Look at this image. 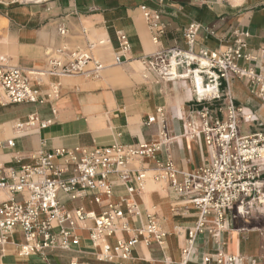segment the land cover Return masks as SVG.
Returning a JSON list of instances; mask_svg holds the SVG:
<instances>
[{
	"label": "crops",
	"instance_id": "0c3cea01",
	"mask_svg": "<svg viewBox=\"0 0 264 264\" xmlns=\"http://www.w3.org/2000/svg\"><path fill=\"white\" fill-rule=\"evenodd\" d=\"M0 0V56L10 65L27 68H43L48 49L66 43L85 46L88 42L104 41L93 55L103 62L104 69L97 77L69 75L50 76L48 83L58 84V96L42 105L8 103L0 106V164L18 167L28 162V155L39 149L47 151L57 147H93L112 143L135 145L158 141V125L144 122L164 109L173 131V138L162 145L153 158L132 161L131 169L147 168L143 190L132 195L138 213L126 215L129 231L117 230L107 240H128L152 213L158 226L166 232L161 244L136 243L126 258L111 260L100 258L101 246L89 239L88 227L92 221L76 227L77 243L69 248H49L43 254H19L18 246L25 242L17 228L0 243V264H215L220 254L223 264H263L261 246L264 229V205L254 204L249 216H230L226 227L215 237L207 232L195 236L188 259L183 263L181 250L186 241L187 229L198 217L197 209L184 203L172 193L164 181H155L149 172H155L169 157L179 172L193 171L208 162V148L202 137L190 138L183 131L187 116L195 125L197 110L202 106L194 98L190 83L184 80L159 81L153 76L144 78L139 57L152 54L171 45H184L183 30L191 22L199 24L194 49L204 46L222 52L232 45L237 32L246 31L243 53L248 59L239 60L242 66L264 72V0H54L39 5H9ZM146 5L161 13L165 31L157 42L144 20L140 5ZM64 24L66 36L58 34L56 27ZM127 35L129 49L124 53L125 62L113 63L119 51L118 33ZM95 53L97 55H95ZM221 91L234 98L243 108V114H251L253 120H241L243 134L258 130L257 123L264 122V99L257 97L244 80L229 79L222 82ZM215 106L220 102H214ZM54 110V112H53ZM35 113L40 120H49L44 127L17 129L16 123L25 121ZM7 140L14 145L8 146ZM21 156L18 163L14 156ZM264 181V171L262 173ZM112 194H101V203H117L124 207L127 183L110 176ZM95 191L87 190L74 200L61 196L64 206L72 209L82 206L88 211L100 213L102 204L92 201ZM21 194L14 199H22ZM8 199L0 191V202ZM234 211V210H233ZM231 211V212H233ZM55 230L58 226L54 225ZM209 256L205 261L204 257ZM228 257H233L228 261Z\"/></svg>",
	"mask_w": 264,
	"mask_h": 264
},
{
	"label": "built area",
	"instance_id": "2783aa9c",
	"mask_svg": "<svg viewBox=\"0 0 264 264\" xmlns=\"http://www.w3.org/2000/svg\"><path fill=\"white\" fill-rule=\"evenodd\" d=\"M52 1L8 0L7 4L39 5ZM140 10L152 32L153 42H157L165 31L161 13L144 4L140 5ZM56 30L61 36L68 34L64 24L57 25ZM198 30L199 24L191 22L183 30V46L171 45L138 59L144 78L153 76L159 81H188L195 100L202 104L197 110L198 123L195 125L187 116L183 131L190 138L202 137L208 148L206 165L179 172L168 157L151 176L155 181L163 180L172 193L198 211L195 224L187 229L181 250L183 263L190 255L197 234L207 232L216 237L226 227L230 216L248 217L254 204L264 205V122L259 121L258 130L253 133L243 134L240 121H251L252 115H244L243 108L235 103L234 98L220 89L223 81L227 83L236 78L244 80L253 94L264 99V72L239 64V60L248 59L243 53L248 36L246 31L237 32L232 45L218 52L204 46L194 49ZM103 42H88L85 46L63 43L50 48L45 53V66L38 69L10 65L4 56H0V106L8 103L42 105L57 97L58 84L50 82L48 89H44L45 80L50 76H99L105 65L93 55V51ZM129 47L127 35L119 32V51L114 54V64L126 61L124 53ZM217 101L220 104L215 106ZM49 123V120H40L32 113L25 121L17 122L16 128H44ZM144 123H157L158 141L135 145L112 143L93 147H57L50 151L39 149L29 154V161L18 167L0 164V191L8 195V199L0 202V243L19 228L25 238V242L18 246L21 255L43 254L53 247L67 249L78 241L75 228L91 220L89 239L101 246L102 259L126 258L140 240L146 244H161L166 232L158 226L152 213L146 214L145 222L128 240L117 239L114 244L107 240L117 230L128 232L126 215L138 213V206L131 197L143 190L147 168L137 166L131 169L132 161L153 158L160 147L173 138L163 108H157ZM7 145L13 146L14 143L7 140ZM20 159L21 156H14L16 163ZM110 176L127 183L126 195L121 199L124 207L117 203H101V194L107 197L112 194ZM87 190L95 191L92 201L102 204L100 213L82 206L65 208L61 196L74 200ZM16 194H21L22 199H14ZM262 235L261 258L264 264V229ZM209 258L205 256L204 260ZM233 259L227 258L228 261ZM215 264H223L222 255L215 257Z\"/></svg>",
	"mask_w": 264,
	"mask_h": 264
},
{
	"label": "rangeland",
	"instance_id": "374dc122",
	"mask_svg": "<svg viewBox=\"0 0 264 264\" xmlns=\"http://www.w3.org/2000/svg\"><path fill=\"white\" fill-rule=\"evenodd\" d=\"M95 55H97V54L95 53ZM153 173H154L153 171L149 172V175L152 176ZM263 220H264V218H263Z\"/></svg>",
	"mask_w": 264,
	"mask_h": 264
},
{
	"label": "bare ground",
	"instance_id": "6f19581e",
	"mask_svg": "<svg viewBox=\"0 0 264 264\" xmlns=\"http://www.w3.org/2000/svg\"><path fill=\"white\" fill-rule=\"evenodd\" d=\"M145 178H146V174H145ZM159 181H163V180H159Z\"/></svg>",
	"mask_w": 264,
	"mask_h": 264
}]
</instances>
